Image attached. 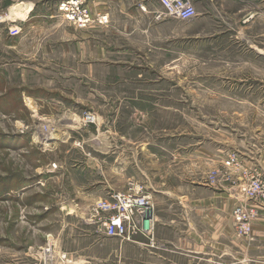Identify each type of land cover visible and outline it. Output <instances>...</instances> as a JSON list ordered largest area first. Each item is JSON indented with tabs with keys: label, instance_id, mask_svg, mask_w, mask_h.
I'll return each instance as SVG.
<instances>
[{
	"label": "rangeland",
	"instance_id": "rangeland-1",
	"mask_svg": "<svg viewBox=\"0 0 264 264\" xmlns=\"http://www.w3.org/2000/svg\"><path fill=\"white\" fill-rule=\"evenodd\" d=\"M57 1L0 0V264H74L46 259L48 236L54 254L81 252L90 264L120 249L89 209L129 179L174 219L175 196L205 182L226 150V63L264 60V0H194L193 19L144 32L146 21L120 18L78 29ZM30 2L29 20L10 21L11 6ZM243 70L241 108L254 118L264 86L254 64Z\"/></svg>",
	"mask_w": 264,
	"mask_h": 264
},
{
	"label": "crops",
	"instance_id": "crops-1",
	"mask_svg": "<svg viewBox=\"0 0 264 264\" xmlns=\"http://www.w3.org/2000/svg\"><path fill=\"white\" fill-rule=\"evenodd\" d=\"M85 3L89 7L94 5L93 11L91 10L93 13L108 15V23L97 25L99 27H107L109 23L123 26L118 23V18L123 21L139 20L146 21L142 24L143 28H140L144 32L150 29L152 23L156 24L167 18L157 20L154 11L139 9L138 6L149 7L152 0H88ZM18 6L28 10L23 20H29L33 16L36 7L34 3L13 5L10 11ZM10 19L23 21L12 17ZM256 47L260 55H264V46ZM226 64V79L229 82L227 87L230 89L226 91V150L218 149L219 154L214 156L217 159L208 163V169L221 166L225 155L227 157L231 152H235L245 164L264 162V109L254 111V118H248L249 115L243 112L240 102L244 99L240 92L241 82L246 76L243 69L247 64H254L255 79L263 87L264 60L253 63L239 60ZM263 95L262 92L258 99H264ZM236 191V187L230 182L223 186L198 182L197 185L186 187L184 192L175 196L174 219L163 220L155 214L153 245L142 236L136 237L132 242L122 241L120 249L117 243L114 247L111 244L109 250L95 254L94 264H264V201L260 203L258 216L252 223L251 237L242 238L236 234L231 216L232 209L238 202ZM107 242L108 239L96 241L101 248ZM66 254L74 259V264H90V260L81 252L77 256L74 251Z\"/></svg>",
	"mask_w": 264,
	"mask_h": 264
},
{
	"label": "built area",
	"instance_id": "built-area-1",
	"mask_svg": "<svg viewBox=\"0 0 264 264\" xmlns=\"http://www.w3.org/2000/svg\"><path fill=\"white\" fill-rule=\"evenodd\" d=\"M158 3L160 9L154 11L157 20L172 17L188 21L196 16L194 0H158ZM56 8L67 23L78 29L108 23L107 14L93 13L84 0H58ZM141 9L145 10L142 6ZM5 20L0 16V23ZM7 30L9 35L16 36L20 27L9 24ZM84 118L87 122L94 121V116L89 112L85 113ZM205 182L222 186L230 182L236 187L238 202L231 212L234 230L238 236L250 238L252 223L258 216L260 203L264 201V162L245 164L235 152H231L227 157L225 155L220 167L212 168L207 173ZM90 217L99 223L101 231L108 237L132 242L142 236L153 245L156 224L154 202L144 187L134 180L129 179L124 190L109 191L105 197L97 200L91 208ZM40 250L50 262L56 260L55 256L61 259L67 257L65 253L54 254V243L50 236Z\"/></svg>",
	"mask_w": 264,
	"mask_h": 264
},
{
	"label": "bare ground",
	"instance_id": "bare-ground-1",
	"mask_svg": "<svg viewBox=\"0 0 264 264\" xmlns=\"http://www.w3.org/2000/svg\"><path fill=\"white\" fill-rule=\"evenodd\" d=\"M25 7L26 6H24V8ZM28 7H27V9H28ZM27 11L28 10H26V9H21V7H19V6L17 8L16 7H13V8H11V11L9 13V19L12 17V18L17 19V20L18 19L19 20H23L25 18L26 14L28 13Z\"/></svg>",
	"mask_w": 264,
	"mask_h": 264
},
{
	"label": "trees",
	"instance_id": "trees-1",
	"mask_svg": "<svg viewBox=\"0 0 264 264\" xmlns=\"http://www.w3.org/2000/svg\"><path fill=\"white\" fill-rule=\"evenodd\" d=\"M36 5V4H35Z\"/></svg>",
	"mask_w": 264,
	"mask_h": 264
}]
</instances>
